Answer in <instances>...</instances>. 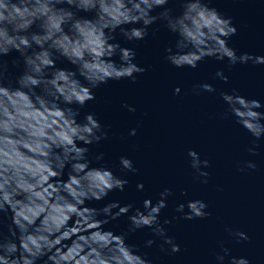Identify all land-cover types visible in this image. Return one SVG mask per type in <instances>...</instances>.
I'll return each instance as SVG.
<instances>
[{
	"label": "clouds",
	"instance_id": "clouds-1",
	"mask_svg": "<svg viewBox=\"0 0 264 264\" xmlns=\"http://www.w3.org/2000/svg\"><path fill=\"white\" fill-rule=\"evenodd\" d=\"M0 0V264H151L147 254L126 242V233L106 230L109 219L128 215V231L150 228L162 239L161 251L168 245L180 251L174 237L167 235L160 221L167 198L164 188L159 199L143 200L142 208L118 201L102 208L87 202L103 200L109 192L123 191L128 183L111 167L92 166L104 153L90 155L89 145L108 138V131L95 113L81 109L95 99L94 89L109 80L131 78L146 69L135 62L133 48L122 47L117 36L141 41L149 27L159 22L173 36L164 49V59L177 68H195L206 57L227 60L229 66L264 64V55L237 54L229 38L237 31L231 17L209 7V0ZM179 12L177 13L176 7ZM161 8L162 11L153 12ZM87 13L90 15H80ZM159 28L153 29L155 35ZM11 60L5 59L12 53ZM119 58V62L114 59ZM58 60L73 67L57 66ZM19 71L13 74L9 65ZM22 69V70H20ZM216 77H228L220 70ZM208 92L209 83L194 85ZM180 92L179 86L174 89ZM220 96L228 113L253 137L248 151L256 155L258 141L264 138V108L260 100L239 94L236 89ZM130 112L135 107L125 104ZM136 129L129 135H135ZM197 178H207L208 160H201L195 149L188 150ZM247 168H255L247 161ZM121 172H136L133 160L119 157ZM67 169V172L65 171ZM244 171L242 167L240 169ZM202 183H207L203 179ZM144 184L138 183L142 190ZM182 195H187L184 190ZM187 207V211H185ZM206 201L179 203L176 211L183 218H206ZM115 210V211H114ZM5 219L7 234L4 232ZM175 219V218H173ZM239 241L247 233L226 228ZM70 242V243H69ZM154 239L145 242L151 247ZM217 264H250L247 257L231 256L222 247L215 254Z\"/></svg>",
	"mask_w": 264,
	"mask_h": 264
},
{
	"label": "water",
	"instance_id": "water-1",
	"mask_svg": "<svg viewBox=\"0 0 264 264\" xmlns=\"http://www.w3.org/2000/svg\"><path fill=\"white\" fill-rule=\"evenodd\" d=\"M167 6H172L171 0ZM209 7L232 18L237 31L229 38V46L237 54L264 55V0H209ZM159 11L162 9L157 8L153 14ZM176 11L179 12L178 6ZM155 28L159 31L153 35ZM148 31L149 35L141 41L129 42L117 36L122 47L135 50V62L146 71L136 74L134 82L126 78L100 85L93 90L95 99L81 109V118L85 113H95L109 133L107 139L88 146L90 155L104 153V159H93L92 166L111 167L128 181L123 191L114 190L103 200L87 203L102 208L118 201L121 206L133 204L134 210L142 208L144 199L151 198L155 203L164 188H171L173 194L167 198V207L159 218L161 223L166 218L172 220L165 228L167 235L180 245L179 252L172 253L168 245L161 251L163 241L150 228L129 232L131 211L109 219L104 228L116 234L126 233V242L136 245L139 254L146 253L151 264H217L215 254L222 247L230 249L231 256L247 257L250 264H264V138L258 141L257 154H251V134L236 123L231 113L226 119L219 115L227 112L220 96L222 91L236 89L264 105V64L249 61L229 66L226 59L206 57L195 68H177L164 59V49L174 42V36L159 22ZM16 55L14 52L5 59L10 61ZM114 59L119 62L118 57ZM57 66L73 67L64 60H58ZM220 70L228 77L226 82L216 77ZM9 71L16 74L19 70L10 64ZM203 83L213 85L216 91L193 87ZM177 86L179 93L174 92ZM125 104L134 106L135 111L130 112ZM133 128L135 135H129ZM189 149H195L201 160L209 161L204 169L209 173L207 178H197ZM120 156L133 160L137 171L121 172ZM247 161H254L256 167L247 168ZM242 167L244 171L240 170ZM203 179L207 183H202ZM141 182L144 188L138 190ZM184 190L187 195L181 194ZM194 199L207 202L206 218L187 220L176 211L179 203L186 205ZM8 222L5 219V234ZM226 228L243 231L249 239L237 242ZM148 239L155 241L151 247L145 246Z\"/></svg>",
	"mask_w": 264,
	"mask_h": 264
}]
</instances>
